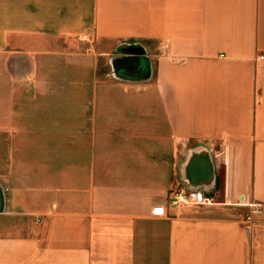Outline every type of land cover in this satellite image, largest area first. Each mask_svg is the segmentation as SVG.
I'll use <instances>...</instances> for the list:
<instances>
[{
    "label": "crops",
    "instance_id": "1",
    "mask_svg": "<svg viewBox=\"0 0 264 264\" xmlns=\"http://www.w3.org/2000/svg\"><path fill=\"white\" fill-rule=\"evenodd\" d=\"M26 36L105 49L30 85ZM0 74V264H264V0H0Z\"/></svg>",
    "mask_w": 264,
    "mask_h": 264
},
{
    "label": "rangeland",
    "instance_id": "2",
    "mask_svg": "<svg viewBox=\"0 0 264 264\" xmlns=\"http://www.w3.org/2000/svg\"><path fill=\"white\" fill-rule=\"evenodd\" d=\"M16 46L23 47L27 51L30 52H38V53H43L44 55L41 56H30L29 58V67L30 69L26 68L25 71V76L21 77L24 78L28 81H30V85H32V81L36 79L39 80H48L51 78L54 79H62L65 78L66 75H63V73L60 72V67L62 63H64L65 60V55L59 54V56H56V53H67V51H76V52H82L84 49L83 48H93L94 50L98 49H105L102 44L94 43L92 40H89L88 42H81V41H74V40H69V39H64V38H55V39H44V38H39V37H20L16 38ZM142 45L141 47L144 49ZM92 52V51H91ZM51 54H54V56H51ZM73 56V55H72ZM60 57V58H59ZM73 59V58H71ZM95 78L96 79H103L104 72H108L113 74L114 72V62L112 59H107L104 60V58H95ZM136 58H134V61ZM35 67H37V72H34ZM137 66H134V69ZM129 68V67H128ZM145 69V68H144ZM148 75H149V71ZM146 71L143 72V75H145ZM1 75V74H0ZM55 76V77H54ZM1 78V76H0ZM106 79V78H105ZM32 89L26 88V106H25V111H26V127H27V134L23 137V145L21 144V151H20V160L22 164H24V168H20V172H22V168L25 172V184L27 185L28 189H33V186L35 183L38 181H43L48 177V172L40 169L38 167V164L41 163V161L44 157L42 152H35V147H36V139H38V143H42L44 137L39 136L36 137L32 134H29L28 132L32 130L33 128V119H31L32 113L34 111H40V110H45V103L43 102L42 97H40V100L36 103H34V100L32 99ZM1 138V137H0ZM48 138V137H45ZM1 139H0V147H1ZM16 165H17V153H16ZM38 170V171H37ZM41 173H40V172ZM45 171V173H44ZM36 181V182H35Z\"/></svg>",
    "mask_w": 264,
    "mask_h": 264
},
{
    "label": "built area",
    "instance_id": "3",
    "mask_svg": "<svg viewBox=\"0 0 264 264\" xmlns=\"http://www.w3.org/2000/svg\"><path fill=\"white\" fill-rule=\"evenodd\" d=\"M205 204L208 200L200 192H187V191H173L169 197V204ZM251 211L244 216V222L247 226L251 225L257 217L262 216L263 209L257 203H250ZM162 208L160 206H154L151 208L153 213H161Z\"/></svg>",
    "mask_w": 264,
    "mask_h": 264
}]
</instances>
